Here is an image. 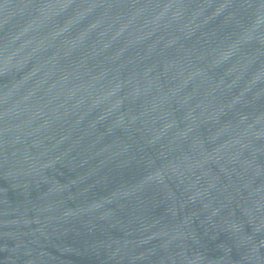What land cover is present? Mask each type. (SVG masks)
I'll use <instances>...</instances> for the list:
<instances>
[{"label":"water","instance_id":"obj_1","mask_svg":"<svg viewBox=\"0 0 264 264\" xmlns=\"http://www.w3.org/2000/svg\"><path fill=\"white\" fill-rule=\"evenodd\" d=\"M0 264H264V0H0Z\"/></svg>","mask_w":264,"mask_h":264}]
</instances>
